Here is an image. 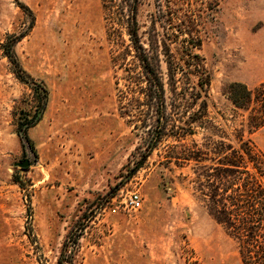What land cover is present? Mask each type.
<instances>
[{
	"label": "rangeland",
	"instance_id": "374dc122",
	"mask_svg": "<svg viewBox=\"0 0 264 264\" xmlns=\"http://www.w3.org/2000/svg\"><path fill=\"white\" fill-rule=\"evenodd\" d=\"M206 27L210 114L238 127L227 88L264 81V0H221ZM8 54L48 89L27 142L18 119L37 95ZM246 138L264 153V126ZM141 141L119 113L102 1L0 0V264H57L72 232L76 264H243L193 164L169 161L164 145L144 157Z\"/></svg>",
	"mask_w": 264,
	"mask_h": 264
},
{
	"label": "trees",
	"instance_id": "16d2710c",
	"mask_svg": "<svg viewBox=\"0 0 264 264\" xmlns=\"http://www.w3.org/2000/svg\"><path fill=\"white\" fill-rule=\"evenodd\" d=\"M101 1L119 113L141 138L138 150L148 157L164 145L169 161L193 164L196 191L237 242L243 264H264V153L246 138L264 126V81L228 86V98L242 111L240 126L213 120L212 77L200 49L221 0ZM8 55L37 95L32 112L24 108L18 119L27 142L46 110L48 89ZM201 130L202 140L193 138ZM78 238L79 232L68 235L57 264H76Z\"/></svg>",
	"mask_w": 264,
	"mask_h": 264
},
{
	"label": "built area",
	"instance_id": "2783aa9c",
	"mask_svg": "<svg viewBox=\"0 0 264 264\" xmlns=\"http://www.w3.org/2000/svg\"><path fill=\"white\" fill-rule=\"evenodd\" d=\"M127 205L129 208L133 210H137L142 205V198L141 195L138 193H134L130 196L129 200L127 201Z\"/></svg>",
	"mask_w": 264,
	"mask_h": 264
},
{
	"label": "water",
	"instance_id": "95a60500",
	"mask_svg": "<svg viewBox=\"0 0 264 264\" xmlns=\"http://www.w3.org/2000/svg\"><path fill=\"white\" fill-rule=\"evenodd\" d=\"M29 164V161L28 160H25L24 162H23V166H27Z\"/></svg>",
	"mask_w": 264,
	"mask_h": 264
}]
</instances>
